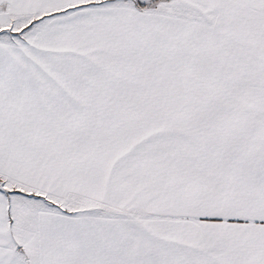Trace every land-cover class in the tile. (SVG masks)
Here are the masks:
<instances>
[{
    "label": "snow or ice",
    "instance_id": "1",
    "mask_svg": "<svg viewBox=\"0 0 264 264\" xmlns=\"http://www.w3.org/2000/svg\"><path fill=\"white\" fill-rule=\"evenodd\" d=\"M0 264H264V0H0Z\"/></svg>",
    "mask_w": 264,
    "mask_h": 264
}]
</instances>
